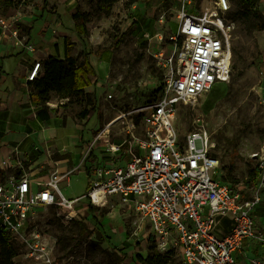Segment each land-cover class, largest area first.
Segmentation results:
<instances>
[{
    "label": "rangeland",
    "instance_id": "374dc122",
    "mask_svg": "<svg viewBox=\"0 0 264 264\" xmlns=\"http://www.w3.org/2000/svg\"><path fill=\"white\" fill-rule=\"evenodd\" d=\"M100 1L1 0V14L11 19L21 42L15 38L0 43V67L3 64L7 72L0 70V77L6 76L0 81V154L9 149L2 161L16 163L19 159L34 178L74 167L97 130L118 115L127 114L125 120L111 125V142L132 138L126 133L130 118L140 134L142 124L133 110L156 95L169 70L166 59L172 49L170 37L177 30L180 0H135L133 4L109 0L108 9L101 8ZM190 1L191 9L195 6L196 10L211 4V0ZM230 2V13L237 21L234 31L239 33L232 48L230 81L215 82L194 105H180L175 126L181 137L189 131L205 130L220 160L218 176L246 184L253 175V154L264 139V18L262 29L255 28L253 19L244 14L247 5L241 0ZM76 10L86 15L85 34L75 29L72 14ZM65 36L73 42L71 55L76 63L87 56L97 80L85 88V96L52 97L37 107L28 97L32 87L17 77L21 66L28 64L21 54L33 45L40 62L50 55L63 59ZM109 94L112 96L107 99ZM87 98L96 106L88 121L79 116L82 109L90 107ZM38 109L48 112L47 121L41 120ZM3 165L10 176L13 169ZM60 189L66 198L85 194V171L71 174L69 184L61 183ZM81 208L85 215L71 221L55 207L37 208L25 230L8 237L17 249L19 264H144L137 255L146 257L157 251L156 238L130 208L117 203L96 209L94 214ZM260 211L264 214V205ZM221 223L225 228L227 219ZM247 245L244 242L236 251L237 264H254L251 259L264 263V246ZM168 264H181L179 256L175 254Z\"/></svg>",
    "mask_w": 264,
    "mask_h": 264
},
{
    "label": "built area",
    "instance_id": "2783aa9c",
    "mask_svg": "<svg viewBox=\"0 0 264 264\" xmlns=\"http://www.w3.org/2000/svg\"><path fill=\"white\" fill-rule=\"evenodd\" d=\"M180 4L161 91L133 110L142 124L140 134L130 118L126 133L132 138L111 142V125L127 114L118 115L97 130L74 167L41 179L26 172L19 160L2 161L13 169L0 177V228L7 237L20 235L37 208L55 207L71 221L85 215L82 206L100 209L118 203L145 222L158 252L174 251L181 264H237L235 253L244 242L264 246V214L257 212L264 204V140L253 154L256 180L233 184L218 176L220 160L210 135L200 130L181 137L175 126L180 105H194L215 82L230 81L232 48L239 40L228 16L231 2L211 0L201 10L191 9L190 0ZM258 10L264 15V0ZM15 38L21 42L11 19L0 11V43ZM26 48L35 51L33 45ZM40 69L35 59L25 81H33ZM81 169L88 177L87 192L66 198L60 184H69L70 175ZM224 218L230 229L220 237L216 231ZM19 261L15 257V264Z\"/></svg>",
    "mask_w": 264,
    "mask_h": 264
},
{
    "label": "trees",
    "instance_id": "16d2710c",
    "mask_svg": "<svg viewBox=\"0 0 264 264\" xmlns=\"http://www.w3.org/2000/svg\"><path fill=\"white\" fill-rule=\"evenodd\" d=\"M134 2L135 0H130V4H133ZM241 2L247 5L248 8L244 14L253 19L255 28L262 29L263 24L261 23V19L264 18V15L262 17V15H260V11L258 10L259 0H241ZM111 4L112 2L109 0L100 1L101 8H104L105 6L108 9ZM230 12L228 15L229 19L237 22L234 18L236 15L233 14L232 16ZM85 17V13L79 10H76L72 14V19L75 22V29L79 34L86 33ZM63 47V59H57L50 55L44 59L43 62H40L41 69L38 76L33 81L27 82L29 86L32 87L29 92L30 102L34 103L37 107L41 104L49 102L52 97L65 99L85 96V88L97 80L95 69L87 56L84 57L80 64L76 63L75 58L71 55L73 42L68 36H65L63 39ZM161 88L162 87H160V89L156 91V95L146 103L155 100L161 91ZM86 102L90 107L82 109L79 116L88 121L92 118V115L96 113V106L90 98H87ZM37 114L43 121H47L49 119V115L46 110L38 109ZM252 174L253 175L249 177V180L246 181V185L251 184L256 176L254 169ZM222 180L233 184L239 182L229 176L222 177ZM88 209L92 214H94V210L96 211V208L92 206H89ZM93 218H97V216L94 215ZM78 224L81 225V229L83 231L87 230V227L82 222H78ZM175 254L176 253L174 251L167 253L154 251L153 253H149L146 257H141L140 255H137V257L138 260L144 264H168L171 262L172 257ZM16 255L17 249L0 228V264H15L14 259Z\"/></svg>",
    "mask_w": 264,
    "mask_h": 264
},
{
    "label": "crops",
    "instance_id": "0c3cea01",
    "mask_svg": "<svg viewBox=\"0 0 264 264\" xmlns=\"http://www.w3.org/2000/svg\"><path fill=\"white\" fill-rule=\"evenodd\" d=\"M2 45L0 44V47H1ZM57 48V47H56ZM56 51L58 52V49H56ZM37 50H35L34 52H29L28 50H26V51H24V52H22V54H21V59H23V60H26L27 61V65H22L21 67H22V71L21 72H19V74H18V79H21V80H24L25 81V77H26V75H27V73H28V71H29V69L31 68V66H32V64H33V61L35 60V59H39L40 57L37 55ZM49 54H51V53H49ZM63 54H64V49H63ZM3 67H4V65L2 64L1 65V67H0V70H1V72H3V73H5L6 75H7V72H5V71H3ZM4 74V75H5ZM26 74V75H25ZM4 75H1V77H3V78H1L0 77V81L2 80V81H4V79L6 78V76H4ZM27 83V82H26ZM29 93V92H28ZM29 97V96H28ZM8 152H10L9 151V149L7 150V151H4V155H2V154H0V172H2V175H4V176H7V174H8V170L4 167V165H3V163H2V159L3 158H6L7 156V154H8ZM19 160V159H18ZM20 161V160H19ZM1 175V174H0ZM3 176V177H4ZM264 204H262L261 206H259L258 208H257V212L258 213H260L261 211H260V209L262 208V206H263ZM224 219H227V222H228V224H227V226L225 227V228H222L221 227V225H222V223H220V225H219V227H218V229H217V231H216V233H217V235L218 236H220V237H222V236H224L225 235V233L230 229V220L228 219V218H224ZM248 245L246 246V247H249L250 246V244L249 243H247ZM255 247H253V249H254ZM248 250V249H247Z\"/></svg>",
    "mask_w": 264,
    "mask_h": 264
},
{
    "label": "bare ground",
    "instance_id": "6f19581e",
    "mask_svg": "<svg viewBox=\"0 0 264 264\" xmlns=\"http://www.w3.org/2000/svg\"><path fill=\"white\" fill-rule=\"evenodd\" d=\"M61 56H62V54H61ZM209 137V136H208Z\"/></svg>",
    "mask_w": 264,
    "mask_h": 264
}]
</instances>
